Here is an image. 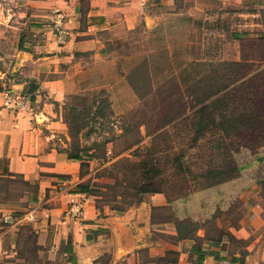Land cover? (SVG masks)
Listing matches in <instances>:
<instances>
[{
	"label": "crops",
	"instance_id": "obj_1",
	"mask_svg": "<svg viewBox=\"0 0 264 264\" xmlns=\"http://www.w3.org/2000/svg\"><path fill=\"white\" fill-rule=\"evenodd\" d=\"M22 1L38 18L33 21L39 40L20 50L30 59L27 73L8 90L27 96L31 80L38 87L24 109L6 106L7 89H0V264H264V153L253 161L248 214L234 221L214 215L211 232L207 220L186 228L183 223L209 216L206 202L220 210L230 206L241 196L240 186H206L176 201L163 191L144 193L119 209L80 190V161L68 158L55 139L67 129L62 105L91 93V81L106 77L108 67L110 77L116 74L109 55L122 32L140 21L153 27L160 7L173 0ZM219 2L224 14L240 17L232 36L243 32L258 52L264 49V0ZM55 9L67 14L71 31L62 42L48 24ZM260 53L252 54V62L264 64ZM15 180L22 186H8ZM78 205L82 221L72 213ZM194 207H200L199 215ZM28 211L31 222L2 220Z\"/></svg>",
	"mask_w": 264,
	"mask_h": 264
},
{
	"label": "rangeland",
	"instance_id": "obj_2",
	"mask_svg": "<svg viewBox=\"0 0 264 264\" xmlns=\"http://www.w3.org/2000/svg\"><path fill=\"white\" fill-rule=\"evenodd\" d=\"M220 6L219 0H173L160 7L153 27L140 21L114 42L109 60L116 74L110 77L105 62L106 77L91 81L92 92L62 105L63 120L65 116L69 124L65 133L55 135L58 147H91L93 157L87 159L84 153L88 165L80 174L94 182L102 202L124 209L147 193L143 189H161L176 201L206 186H240L241 196L230 206L220 210L206 202L209 216L183 225L207 220L204 225L214 232V215L234 221L250 211L253 161L264 153V64L252 62V54H264V49L258 52L243 32L234 38L240 17L224 14ZM172 7L176 13H169ZM30 14L22 0H0V89L8 90L27 73L30 59L18 45L21 41L23 49H29L30 42L39 40L33 21L38 18ZM219 87L215 95L224 92L225 97L216 112L243 107L252 111L253 105L258 116L254 128L224 137L209 124L202 135L195 134L200 120L192 113V92L202 96ZM104 101V114L97 112L90 119L84 107L96 112ZM71 104L78 105L82 118L75 121ZM212 172L228 177L207 185L215 178ZM8 186L22 185L15 180ZM199 208L194 207V213L199 215Z\"/></svg>",
	"mask_w": 264,
	"mask_h": 264
},
{
	"label": "trees",
	"instance_id": "obj_3",
	"mask_svg": "<svg viewBox=\"0 0 264 264\" xmlns=\"http://www.w3.org/2000/svg\"><path fill=\"white\" fill-rule=\"evenodd\" d=\"M18 46L20 49H23V47L21 46V42ZM225 63L237 64V61H226ZM203 77H201V78H203ZM201 78L199 77V78L194 79L193 84L200 82ZM229 79L231 81L233 80V78H229ZM37 87H38V85L35 82V80H31L29 82V86L27 89L28 100L34 99L33 93L37 90ZM221 89L222 88L219 87L216 90H214L213 92H209V93L204 94L202 96H200L199 93L196 91H193L194 93L192 92V94H191L192 95V103H193L192 106L195 107L193 109L192 113L196 114L200 120V122L198 124L197 133H195L197 136L202 135L204 132V128L209 124L212 127H214V129H217V131H219V133H221L224 137H227V136L232 135V134H236L242 128L247 129L250 127L254 128L256 126V124L258 122V116H257V112H256L255 108L253 107V105H252V111H248L247 109H245V107H243V108H239L238 110L231 108L229 111L221 110L220 112H216V108L218 107L216 105H218V103L221 102L223 100V98L225 97L224 92L215 95L216 93L221 91ZM83 96H87V95H79L77 97L81 98ZM93 99L94 98H92V103L96 101V99H94V101H93ZM103 103H105V101L102 103H98L99 106H98V109L96 112L91 111L90 106L84 107V111L86 112L87 115H90V119H94V116H95V114H97V112H99L100 114H104V110H103L104 104ZM71 105L72 106H70V108H71L72 112H75L74 113L75 121H76V119L82 118L83 116L80 113L76 112L79 110L78 105L77 106H76V104H71ZM64 122L66 124H69V122H68V120H66L65 116H64ZM90 149H91V147H89V146L77 145V146L72 147L70 151L64 149V152L66 153V156L68 158L79 160L80 161V169H81L83 166L88 165V160H85L83 157L84 153L86 156H88L87 159H90L91 157H93L92 152H90V153L88 152ZM80 176H83V175L80 174ZM210 176L215 177V178L213 180L209 181L207 185H212V184L221 182L228 177V176H219V172H212L210 174ZM93 184H94V182H91L90 180L89 181L88 180H82L77 185L79 186V188L82 192H86V193H90V194L94 195L96 201L101 202L100 194L98 191L94 190ZM100 187L101 186H99V188ZM157 191H162V190L161 189H153V190L143 189V190H141V192H143V193L144 192L150 193V192H157ZM113 207H115V206H113Z\"/></svg>",
	"mask_w": 264,
	"mask_h": 264
},
{
	"label": "built area",
	"instance_id": "obj_4",
	"mask_svg": "<svg viewBox=\"0 0 264 264\" xmlns=\"http://www.w3.org/2000/svg\"><path fill=\"white\" fill-rule=\"evenodd\" d=\"M67 14L60 10H52L50 16L48 17V24L52 34L58 42L65 41L70 37L71 31L66 26ZM4 104L10 108L24 109L27 106L28 98L23 93L14 92L11 90H6L4 93ZM74 217L79 221L83 219L82 206L78 205L75 210L72 211ZM3 222L6 224H14L19 221L25 220L31 222L34 220V214L32 211H28L25 215L21 217H14L11 214H5L2 218ZM170 264H180L179 262H172Z\"/></svg>",
	"mask_w": 264,
	"mask_h": 264
}]
</instances>
